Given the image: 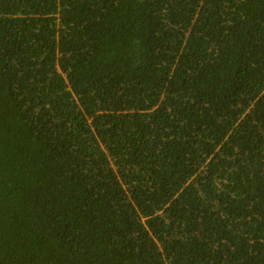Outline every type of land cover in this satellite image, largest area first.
Listing matches in <instances>:
<instances>
[{
  "label": "trees",
  "instance_id": "1",
  "mask_svg": "<svg viewBox=\"0 0 264 264\" xmlns=\"http://www.w3.org/2000/svg\"><path fill=\"white\" fill-rule=\"evenodd\" d=\"M0 264H264V0H0Z\"/></svg>",
  "mask_w": 264,
  "mask_h": 264
}]
</instances>
